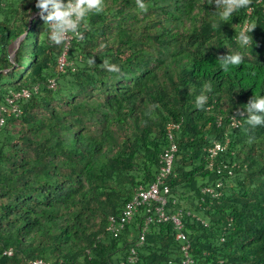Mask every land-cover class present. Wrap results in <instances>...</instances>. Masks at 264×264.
I'll return each mask as SVG.
<instances>
[{
  "label": "trees",
  "instance_id": "1",
  "mask_svg": "<svg viewBox=\"0 0 264 264\" xmlns=\"http://www.w3.org/2000/svg\"><path fill=\"white\" fill-rule=\"evenodd\" d=\"M143 2L104 0L65 46L48 40L36 0H0V264H182L185 243L193 264H264V126L243 108L264 94V0L225 23L212 0ZM231 50L245 62L223 72ZM172 143L164 208L188 241L170 219L146 224L153 204L119 224Z\"/></svg>",
  "mask_w": 264,
  "mask_h": 264
},
{
  "label": "clouds",
  "instance_id": "2",
  "mask_svg": "<svg viewBox=\"0 0 264 264\" xmlns=\"http://www.w3.org/2000/svg\"><path fill=\"white\" fill-rule=\"evenodd\" d=\"M216 9H219L218 16L222 21L228 22L241 9L247 8L251 0H212ZM137 4L141 9L145 8L143 0H137ZM104 0H36V8L40 10V15L45 24V31L50 43L60 45L64 43L70 36L81 37L82 30L89 27V17L93 13H101L104 11ZM257 24H250L246 28L236 31V40L241 49L252 48L254 43L251 35ZM244 55L232 50L221 55L217 59L220 70L229 72L233 67H239L244 64ZM89 63H95L92 57ZM104 66L109 72L117 73L120 71L118 65L104 61ZM213 86L207 83L203 86L201 93L196 97V105L198 108H204ZM246 112V123L252 127L264 126V94L257 96L256 94L243 106ZM243 115V113H242Z\"/></svg>",
  "mask_w": 264,
  "mask_h": 264
},
{
  "label": "built area",
  "instance_id": "3",
  "mask_svg": "<svg viewBox=\"0 0 264 264\" xmlns=\"http://www.w3.org/2000/svg\"><path fill=\"white\" fill-rule=\"evenodd\" d=\"M260 1V0H258ZM251 11V8L248 10V12ZM72 36H70L66 41H65V46L68 45L70 39ZM59 62L64 64L65 62V57L64 54L61 56L59 59ZM54 85V81H51V86ZM30 95V91L26 88L21 89V91L14 92L12 95V98L10 99V102H13L11 106H1V109L3 112L7 113H12L18 111V105L14 103V99L17 97H28ZM4 121V116L0 117V124ZM178 126L175 124H171L170 127L172 126ZM170 133V132H169ZM171 133L169 134V137L171 138ZM223 147L222 143L220 141H216L213 146L208 148V152L210 154V157H213L216 155L218 150ZM177 149V146L175 144H171L168 148H165L163 152L160 155V169L156 175L155 180L147 187L144 188L142 186L139 187V189L136 191L135 195L133 198L130 200V202L127 203L124 212L122 213V216L120 217V222L119 224L121 226L124 225L125 222L129 221L131 217L133 216L135 210L137 209L138 206L140 205H151L153 204V208L155 211V214L149 215L146 220V224L155 219L157 221H166L168 219L172 220L175 228L177 229L176 232V238L188 241L187 236L185 232L183 231V221H182V215L181 213H174V214H167L165 212V204L167 200V194L169 193V185L166 183V179L168 178L169 174L172 171V165H173V158H174V153ZM211 167V165H210ZM111 222L110 227L112 228H117L116 226V221L114 218L111 217ZM115 223V224H114ZM120 226V227H121ZM184 258L182 260V264H193V259L189 255V244L185 243L182 246ZM8 253H11L10 250H8ZM32 264H49L48 262H45L41 259H36L31 262Z\"/></svg>",
  "mask_w": 264,
  "mask_h": 264
},
{
  "label": "water",
  "instance_id": "4",
  "mask_svg": "<svg viewBox=\"0 0 264 264\" xmlns=\"http://www.w3.org/2000/svg\"><path fill=\"white\" fill-rule=\"evenodd\" d=\"M32 17H33V16H31V18H30V19H32ZM20 38H21V36L19 37V39H20ZM19 39L16 41V43H18Z\"/></svg>",
  "mask_w": 264,
  "mask_h": 264
}]
</instances>
